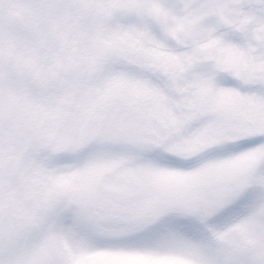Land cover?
<instances>
[{
	"label": "snow or ice",
	"instance_id": "6c2138e0",
	"mask_svg": "<svg viewBox=\"0 0 264 264\" xmlns=\"http://www.w3.org/2000/svg\"><path fill=\"white\" fill-rule=\"evenodd\" d=\"M41 112L86 135L0 151V264H264V0H0V126Z\"/></svg>",
	"mask_w": 264,
	"mask_h": 264
},
{
	"label": "rangeland",
	"instance_id": "374dc122",
	"mask_svg": "<svg viewBox=\"0 0 264 264\" xmlns=\"http://www.w3.org/2000/svg\"><path fill=\"white\" fill-rule=\"evenodd\" d=\"M69 108L71 107L68 106ZM71 111V110H70ZM37 126L41 142L50 150H62L67 145L76 143L85 137L86 131L72 119L59 120L52 114L43 112L33 116L25 114L18 126L7 124L0 126V151H10L16 140L34 139ZM46 182V176L31 162L26 163L15 176L11 178V186L22 197H28L30 192L38 191ZM31 203V200H27Z\"/></svg>",
	"mask_w": 264,
	"mask_h": 264
},
{
	"label": "flooded vegetation",
	"instance_id": "af4514ba",
	"mask_svg": "<svg viewBox=\"0 0 264 264\" xmlns=\"http://www.w3.org/2000/svg\"><path fill=\"white\" fill-rule=\"evenodd\" d=\"M69 110H71V111H75L74 106H71V107L69 108Z\"/></svg>",
	"mask_w": 264,
	"mask_h": 264
}]
</instances>
